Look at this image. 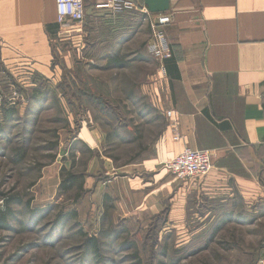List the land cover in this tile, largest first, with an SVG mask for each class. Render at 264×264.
Wrapping results in <instances>:
<instances>
[{"label":"rangeland","instance_id":"rangeland-1","mask_svg":"<svg viewBox=\"0 0 264 264\" xmlns=\"http://www.w3.org/2000/svg\"><path fill=\"white\" fill-rule=\"evenodd\" d=\"M97 14L131 18L134 41H113L110 53L87 45L92 55L82 53L71 69L62 66L60 78L36 77L30 87L0 79V264L264 259V203L230 208L191 199L178 219L170 203L141 216L133 212L132 188L126 198L112 189L122 165L149 156L145 147L169 118L171 93L161 62L148 52L151 15ZM68 175L79 180L66 192Z\"/></svg>","mask_w":264,"mask_h":264},{"label":"crops","instance_id":"crops-1","mask_svg":"<svg viewBox=\"0 0 264 264\" xmlns=\"http://www.w3.org/2000/svg\"><path fill=\"white\" fill-rule=\"evenodd\" d=\"M94 1L86 0L84 26L67 31L58 23L56 0H0V79L15 77L30 87L36 77L60 78L82 53L92 55L98 47L110 53L113 41L131 44V18L98 15ZM169 1L166 34L173 58L164 64V75L180 140L167 118L145 147L149 156L122 165L112 189L124 190L126 198L132 188L133 212L141 216L161 213L170 203V216L178 219L191 199L230 208L262 204L264 0ZM87 45L95 49L85 52ZM185 148L212 152L208 176L179 181L162 169Z\"/></svg>","mask_w":264,"mask_h":264},{"label":"built area","instance_id":"built-area-1","mask_svg":"<svg viewBox=\"0 0 264 264\" xmlns=\"http://www.w3.org/2000/svg\"><path fill=\"white\" fill-rule=\"evenodd\" d=\"M56 2L58 23L64 30L73 31L84 26L87 16L86 0H56ZM92 7L97 12L106 11L113 15H125L133 12L155 15V19L152 21L153 33L148 44V52L160 61L162 66L164 61L172 58L173 53L166 34V27L172 23L169 15L165 13L152 14L146 5L138 0H95ZM168 117L172 121L174 139L179 141L178 124L173 119L172 111L168 112ZM212 159L211 151L185 148L173 159L163 162L161 167L175 179L188 181L208 176L213 170ZM256 264H264V259H260Z\"/></svg>","mask_w":264,"mask_h":264},{"label":"trees","instance_id":"trees-1","mask_svg":"<svg viewBox=\"0 0 264 264\" xmlns=\"http://www.w3.org/2000/svg\"><path fill=\"white\" fill-rule=\"evenodd\" d=\"M172 58H173V56H172ZM172 58L164 61L163 62V67H164V64H166V62L172 60ZM113 63H114V65H120L121 62L117 61V59H113ZM35 92H36V94H39L40 93V90L39 89H35ZM78 180H79V178L77 176H75V175H68V178L63 182L64 183L63 187H65L64 190L66 192L72 190L73 187L76 186V183H77ZM0 226H5V223L2 222L0 224ZM88 242H89L90 247H93V248L96 247V241H95V239H91Z\"/></svg>","mask_w":264,"mask_h":264},{"label":"water","instance_id":"water-1","mask_svg":"<svg viewBox=\"0 0 264 264\" xmlns=\"http://www.w3.org/2000/svg\"><path fill=\"white\" fill-rule=\"evenodd\" d=\"M169 0H145V5L152 14H163L169 10Z\"/></svg>","mask_w":264,"mask_h":264}]
</instances>
